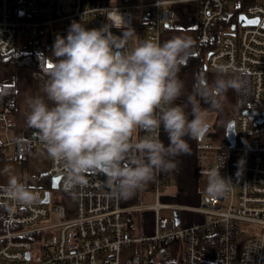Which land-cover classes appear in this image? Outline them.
I'll use <instances>...</instances> for the list:
<instances>
[{"label":"built area","instance_id":"1","mask_svg":"<svg viewBox=\"0 0 264 264\" xmlns=\"http://www.w3.org/2000/svg\"><path fill=\"white\" fill-rule=\"evenodd\" d=\"M120 1L108 5L101 0H0V56L15 47L19 30L29 51L44 56L47 43L57 35L66 36L73 21L86 29L100 28L110 25L108 17L116 13L124 28L135 32L127 41L128 48L135 47L138 39L163 44L167 41L162 37L165 24L173 20L166 5L195 2L197 45L208 51L204 65L215 72L224 66L227 74L247 78L250 85L249 100L237 111L233 132L217 142L205 134L195 143L197 173L207 178L210 169L221 165V176L232 180L231 190L218 198L205 192L203 203L193 209L201 214V223L179 225L160 214L169 205L159 203L160 181L156 179V201L138 208L154 210V234L145 236L130 231L125 209L119 199L109 197L100 176L90 173L85 185L66 190L61 163L49 158L48 173L58 177L57 188H30L39 196L36 203L18 204L8 198L6 188H0V264H124L122 251L130 246L132 261L156 264L163 263L158 261H163V246L173 243L180 250L171 264H201L203 239L216 245L217 264H264V0ZM241 14L257 22L242 24L238 21ZM124 28L112 27L111 32L120 36ZM15 104L16 95L2 108L0 155L13 144L20 163L31 149L44 145L39 134L9 138L8 114ZM51 194L55 203L48 206ZM67 198L73 202L70 213ZM53 228L56 232L48 237L47 231Z\"/></svg>","mask_w":264,"mask_h":264},{"label":"clouds","instance_id":"2","mask_svg":"<svg viewBox=\"0 0 264 264\" xmlns=\"http://www.w3.org/2000/svg\"><path fill=\"white\" fill-rule=\"evenodd\" d=\"M108 18L110 25L93 29L73 21L66 36H56L43 95L27 98L26 121L38 130L47 156L61 163L66 190L85 185L86 176L95 173L105 177L110 198L127 200L157 173L174 172L177 158L190 154L188 140H201L207 133L209 112L222 107L229 89L239 92L244 84L218 66L211 83L198 78L187 103L177 104L184 88L179 72L192 38L176 35L163 44L138 39L128 48L134 30L124 28L118 13ZM112 27L124 30L116 36ZM161 129L167 145L159 138ZM140 132L146 135L140 137ZM220 167L207 175L210 198L225 196L232 187ZM240 174L238 168L236 176ZM6 192L24 206L39 199L14 174Z\"/></svg>","mask_w":264,"mask_h":264},{"label":"crops","instance_id":"3","mask_svg":"<svg viewBox=\"0 0 264 264\" xmlns=\"http://www.w3.org/2000/svg\"><path fill=\"white\" fill-rule=\"evenodd\" d=\"M177 17H178L177 22L181 26L176 28L175 27L176 23H174V31H167V29H169L171 26L169 24L165 28L162 34V37L164 39L169 40L176 35L188 36L187 32L182 33L180 30L188 29L189 23L191 21V17H189V15L186 14L184 9L178 12ZM194 29H195V25H194ZM190 53H192V51H190ZM184 64L186 66L185 62ZM182 67H184V65ZM9 74L10 73L7 70L4 69L0 70V85L13 84L8 80ZM28 79H29L28 81L31 82L33 86L28 88L27 92L25 91L27 98L37 96L36 82L38 81H36L33 78V76L32 78H28ZM39 85L41 86V88L39 89V94H41L42 96L43 95L42 89L44 87V84L40 83ZM19 88L15 87L16 104L14 111L8 114V121H9L8 135L9 138L12 140L18 138L23 134H27V135L39 134L38 130L30 128L27 125L26 117L29 111L26 102L27 99L26 101H24V103L21 102L22 97L21 98L19 97V93H18ZM201 101L203 102V100ZM176 103L186 104L187 100L184 102H176ZM9 115H10V119H9ZM191 118L192 117L189 116V119ZM159 138L167 145L168 143L167 135L166 133L163 132L162 129ZM0 139H3V135L1 131H0ZM196 141L197 140H188V143L190 145V154L183 155L177 158V168L174 172L157 173L153 181H151L142 191L137 192L133 198L127 200L119 199L120 207L125 209L124 218L126 219L127 225L131 232L135 234L140 233L145 236H150L154 231V223H155L154 210L151 208H142L141 210H138V208L141 206L143 207L144 205L146 206L152 205L156 201L155 192H154V183L156 179L160 181L159 203L169 205L160 209V214L162 216H166L172 219L175 223L173 212L174 209H176L178 211V223L176 224L194 225L201 223L202 221L201 214L194 211L193 209L199 207L203 203L206 192V182L204 180L205 177L199 175L196 171V149H195ZM7 150L8 147L3 155L7 153ZM32 152L33 149L30 150L25 161L27 160L28 162H34L35 157L39 156V153L34 154ZM43 155H45L46 162L44 163V166L46 167V169L37 175V185L39 183L38 181L39 176L43 173H46L49 167V157L47 156L46 151H44ZM14 156H15V146H14ZM19 164H23V161H21ZM29 178L30 176H25L21 178V182L24 180L26 181ZM0 188H6V187L0 186ZM167 211L172 212L170 217L166 215L165 212ZM211 242L212 241H209V239L202 240L201 261L203 262H201V264H214V263L217 264V247L214 244L213 245L214 248H212ZM179 250H180V245L178 243L170 244L165 249L164 253H162V259H163L162 262L171 264L173 261H175L178 258ZM132 252L133 249L131 246L123 249L122 260L124 264H127L128 261H130V263L133 264ZM149 262L150 260L146 264H149Z\"/></svg>","mask_w":264,"mask_h":264},{"label":"rangeland","instance_id":"4","mask_svg":"<svg viewBox=\"0 0 264 264\" xmlns=\"http://www.w3.org/2000/svg\"><path fill=\"white\" fill-rule=\"evenodd\" d=\"M144 2H148L149 0H143ZM102 3L108 4V5H118L121 2L119 0H101ZM166 7L170 9L173 12V20L169 22L171 25L167 31H174V23H176V28L180 27L179 23L177 22L178 19V12L182 9L185 10L186 14L191 17V21L189 23L188 29H182L180 30L182 33L187 32L188 36L192 38V46L191 50L192 53H189V55L185 58L186 66L181 68V71L179 72V78L183 81L184 88L182 91L181 97L176 102H184L188 99L189 95L193 93L194 86L196 84V81L198 78H206V81L208 83H211L218 75V72H215L213 70L204 68V64L206 63L207 59V53L202 54L201 50L199 49L197 45V37H196V30L194 29V25L196 24L197 20V8L195 2L187 3V2H175L171 4H167ZM182 14V13H180ZM173 27V28H172ZM176 32V31H175ZM55 40V39H54ZM54 40H51L47 43V53H46V61L47 63H51L52 59H55V57L52 54V45L54 43ZM49 51V52H48ZM192 55V59H188ZM4 69L7 70L10 74L9 81L15 85V87L19 88V97H22L21 102L24 103L27 99V95L25 91L27 92L28 88L33 86L31 82H29L28 78H32L31 71L26 68H13V67H0V70ZM228 76H237L234 74H227ZM28 77V78H27ZM246 86L243 81V88L239 92H235L231 89L228 90L226 93V99L223 102V105L218 110H211L209 112V119H208V131L206 134H210L215 142L219 141L223 136H225V125H228L230 123H235V119L237 116V111L239 110V102L240 104L247 103L250 96V85L249 80L245 78ZM36 90L37 95L39 94V89L41 86L39 85V82H36ZM18 90V89H17ZM185 93V94H183ZM199 99V97H197ZM201 107L207 108V104L200 101ZM21 105V104H20ZM235 127V126H234ZM45 148L42 147H35L33 148L34 154L39 153L38 157H35L34 162H28L27 160H23V164H19L18 161L15 160L14 156V146L10 145L8 146L7 153L3 156H0V186L6 187L8 183L9 175H16L21 178L25 176H30L28 180L22 181L27 187L33 188L37 185V175L43 172L46 167L44 166L45 161V155H43ZM30 152V151H29ZM196 168H197V155H196ZM5 169H11V172L6 173ZM205 182H207V179H204ZM66 200V210L68 213L71 212L73 209V202L71 198H67ZM55 203L53 200V194H51L50 202L48 203V206ZM167 216H171V211L165 212ZM49 221V218L47 219V222ZM56 232V228H53L49 231H47V236H52V233ZM154 234V231L153 233ZM212 248H214V243L211 242ZM153 259V258H151ZM154 260V259H153ZM161 261V260H160ZM214 261V260H212ZM162 262V261H161ZM133 264H138L137 259H134Z\"/></svg>","mask_w":264,"mask_h":264},{"label":"trees","instance_id":"5","mask_svg":"<svg viewBox=\"0 0 264 264\" xmlns=\"http://www.w3.org/2000/svg\"><path fill=\"white\" fill-rule=\"evenodd\" d=\"M202 54L207 53L204 48L200 47ZM192 56H190L188 59H192ZM48 65L46 61V54L44 56H38L34 54L33 52L29 51L28 48V42L23 37V30H19L18 32V38L15 43V47L11 50V52L5 56H0V67H13V68H26L29 69L32 73L33 78L44 84L46 80V73L48 71ZM185 66V64H184ZM238 76V75H237ZM241 79L244 80V84L246 86V80L244 77L239 76ZM15 95V86L14 84H1L0 85V127H1V112L2 108L5 105V102L11 97ZM246 105L244 104H238L239 109L243 108ZM15 106L10 107L9 113L14 111ZM10 119V115H9ZM11 122V121H10ZM100 176L104 181L105 177L101 174H97ZM38 185L36 187H43L44 189H50L51 184V176L48 173H43L38 178ZM107 188V187H106ZM3 215V206L0 205V218ZM170 244H165L163 246L164 249H166ZM203 262V261H201ZM157 264H167L165 262L163 263H157ZM215 264V263H214Z\"/></svg>","mask_w":264,"mask_h":264},{"label":"water","instance_id":"6","mask_svg":"<svg viewBox=\"0 0 264 264\" xmlns=\"http://www.w3.org/2000/svg\"><path fill=\"white\" fill-rule=\"evenodd\" d=\"M238 21L241 22L242 24H255L257 22V18L245 19L244 15L241 14V15L238 16ZM167 26H168V24L166 23L165 27H167ZM204 68H206L205 65H204ZM233 128H234V124L230 123L227 126V128L225 129V134L232 133L233 132ZM57 181H58V177L57 176L51 177V184H50V188L51 189H56L57 188ZM48 194H49V192L46 191L45 192V201H47V199H48ZM173 214H174L175 223H178V211L176 209H174Z\"/></svg>","mask_w":264,"mask_h":264},{"label":"flooded vegetation","instance_id":"7","mask_svg":"<svg viewBox=\"0 0 264 264\" xmlns=\"http://www.w3.org/2000/svg\"><path fill=\"white\" fill-rule=\"evenodd\" d=\"M229 125V124H228ZM228 125H225V129L227 128Z\"/></svg>","mask_w":264,"mask_h":264},{"label":"snow or ice","instance_id":"8","mask_svg":"<svg viewBox=\"0 0 264 264\" xmlns=\"http://www.w3.org/2000/svg\"><path fill=\"white\" fill-rule=\"evenodd\" d=\"M48 67H50V65H48Z\"/></svg>","mask_w":264,"mask_h":264}]
</instances>
